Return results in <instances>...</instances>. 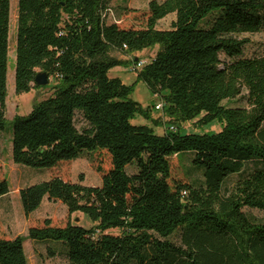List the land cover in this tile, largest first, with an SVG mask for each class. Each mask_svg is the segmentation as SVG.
<instances>
[{
	"label": "trees",
	"instance_id": "16d2710c",
	"mask_svg": "<svg viewBox=\"0 0 264 264\" xmlns=\"http://www.w3.org/2000/svg\"><path fill=\"white\" fill-rule=\"evenodd\" d=\"M109 2L18 0L15 91L40 88L37 70L56 84L50 97L11 121L13 163L51 172L84 154L91 162L97 154L109 159L107 170L97 167L100 186L51 175L20 189L28 220L47 198L64 205L68 218L79 213L93 224L46 219L30 225L25 238L67 264H264V222L243 212L264 211V48L243 57V35L264 34V0H153L140 28L118 24L128 6L108 23ZM9 6L0 0V133L8 125ZM171 14L170 29H158ZM156 46L136 72L163 104L153 120L162 134L131 123L136 115L148 119L149 110L131 99V86L108 75ZM236 98L246 106L226 104ZM195 119L221 130L179 127ZM181 153L201 171L198 185L172 180L171 161ZM8 193L2 177L0 198ZM25 238L0 237V264H28Z\"/></svg>",
	"mask_w": 264,
	"mask_h": 264
},
{
	"label": "rangeland",
	"instance_id": "374dc122",
	"mask_svg": "<svg viewBox=\"0 0 264 264\" xmlns=\"http://www.w3.org/2000/svg\"><path fill=\"white\" fill-rule=\"evenodd\" d=\"M153 0H110V11L106 13V20L108 23L114 22L115 13L119 14L120 7L128 6L131 10L129 13L121 12L118 24L122 27L140 28L145 24L146 12L148 3ZM161 2L162 0H156ZM17 8L18 0H10L9 6V52H8V72H7V97L5 102V118L8 123L4 132L0 133V178L5 177L9 184V193L0 198V237L14 238L16 236L27 237L28 228L33 224H42L44 220L50 219L55 225H64L67 220L75 222L85 228H91L93 224L84 215L76 213L68 218L66 207L57 202L44 200L41 207L34 212L30 220L25 217L22 210L19 189L23 186L31 184L37 180H45L42 178H49L51 175H58L64 180L71 182H81L85 186H100L101 174L98 173L97 167L103 171L109 168V159L105 154L94 155V162H91V156L84 154L70 163H63L56 167L51 172L44 169H36L22 165L14 164L11 158V126L10 123L17 115L25 116L33 108L35 104L45 100L52 95V87L56 82L48 78L49 83L46 86L32 89L28 93L17 94L15 91V47H16V26H17ZM174 14L168 15L160 20L157 28L160 30H167L171 27V22L174 20ZM244 38L248 40V44L244 47L243 57H251L263 51L264 48V34L254 33L245 34ZM158 46L152 49H146L137 52L133 55L136 60L147 64L155 55ZM111 55L115 58H121L118 52H112ZM130 65V64H129ZM116 67L109 71L110 78H119L125 85L133 88L131 99L138 103L143 109L149 110V118L146 119L142 115H136L131 123L134 125H147L154 129L157 134H162V124L155 126L153 120L161 117V111L155 109V105L159 103V99L155 96L146 85L137 80V72L131 70L130 66ZM139 68L137 71H139ZM38 73L39 70H37ZM232 107H245L246 101L243 98H236L233 101L226 102ZM167 118H163L164 125L168 126ZM198 119L191 122L179 124V127L185 132H192L196 134L216 133L221 130V124L214 122L208 126H200ZM181 153L178 161L173 159L171 161L172 180L191 181L198 185L202 182V174L198 169H194L190 164V155ZM188 175L186 179L183 172ZM243 212L254 218L258 222H264V211L256 209L244 208ZM77 220V222H76ZM110 234H118V230H110ZM58 242L50 241L48 246H54ZM24 252L28 264H67L62 254H57L51 257L47 254V246L45 244L34 243L31 240L24 239Z\"/></svg>",
	"mask_w": 264,
	"mask_h": 264
},
{
	"label": "water",
	"instance_id": "95a60500",
	"mask_svg": "<svg viewBox=\"0 0 264 264\" xmlns=\"http://www.w3.org/2000/svg\"><path fill=\"white\" fill-rule=\"evenodd\" d=\"M34 81L35 84L39 87L46 86L49 83L48 76L46 75V73H37Z\"/></svg>",
	"mask_w": 264,
	"mask_h": 264
},
{
	"label": "built area",
	"instance_id": "2783aa9c",
	"mask_svg": "<svg viewBox=\"0 0 264 264\" xmlns=\"http://www.w3.org/2000/svg\"><path fill=\"white\" fill-rule=\"evenodd\" d=\"M136 61H137L136 64L133 65V66L131 67V70H132V71H137L139 68H142V67H143V63H142V62H140V61H138V60H136ZM155 109L158 110V111H162V109H163V104H162L161 102L157 103V104L155 105ZM172 129H173V128L170 127V130H172Z\"/></svg>",
	"mask_w": 264,
	"mask_h": 264
},
{
	"label": "crops",
	"instance_id": "0c3cea01",
	"mask_svg": "<svg viewBox=\"0 0 264 264\" xmlns=\"http://www.w3.org/2000/svg\"><path fill=\"white\" fill-rule=\"evenodd\" d=\"M37 182H39V180H37V181H35V182H32L31 184H34V183H37ZM28 185H30V184H28ZM26 186H27V185H26ZM23 187H25V186H23ZM23 187H22V188H23ZM22 188H20V189H22ZM20 189H19V191H20ZM44 200L49 201L47 198H44ZM44 200H43V201H44ZM43 201H42V203H43ZM57 203H59V202H57ZM41 205H42V204H41ZM41 205H40V207H41ZM40 207H39V208H40ZM33 214H34V213H32V214L30 215V217H31Z\"/></svg>",
	"mask_w": 264,
	"mask_h": 264
}]
</instances>
